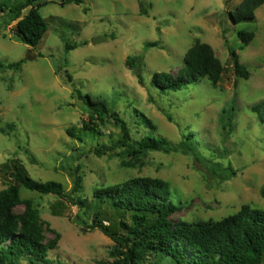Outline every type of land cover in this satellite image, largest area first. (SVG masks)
Masks as SVG:
<instances>
[{
    "label": "rangeland",
    "instance_id": "rangeland-1",
    "mask_svg": "<svg viewBox=\"0 0 264 264\" xmlns=\"http://www.w3.org/2000/svg\"><path fill=\"white\" fill-rule=\"evenodd\" d=\"M22 1L0 0L8 6ZM38 1L47 2L40 13L48 31L36 49L15 34L16 22L8 11L0 16V65L24 61L19 69L0 68V167L7 163L10 176L16 159L33 180L59 182L71 193L79 165L82 189L74 197L87 201L83 207L21 188L22 199H31L40 212L45 239L54 237L46 224L61 235L58 248L48 254L52 264L111 260L114 242L79 223L101 209L105 225L118 224L116 211L93 194L131 178L170 183L172 200L180 206L174 222L219 221L244 205L264 209V124L251 109L264 101V5L254 20L234 23L229 13L242 0H83V5L65 6L60 0ZM240 31L254 33L243 49ZM196 42L209 44L225 67L218 87L205 78L179 92L154 87V73L180 74ZM67 43L75 49L67 52ZM147 44L154 45L147 49ZM229 50L238 53L251 73L249 80L236 76ZM134 56L144 57L138 70L127 64ZM66 74L71 82L64 79ZM76 88L106 99L127 123L133 141L153 134L179 145L192 134L201 161L181 152L131 156L126 147H114L122 133L110 120L100 124L99 138L82 133L91 111ZM224 109L233 111L231 130L223 127ZM69 128H76L84 140L70 137ZM103 147L114 150L97 155L95 150ZM206 160L232 166L235 176L220 180L207 169ZM9 176L0 173V191L12 184ZM23 210L20 206L15 212ZM126 220L131 223L129 215ZM145 264L174 263L151 255Z\"/></svg>",
    "mask_w": 264,
    "mask_h": 264
},
{
    "label": "trees",
    "instance_id": "trees-1",
    "mask_svg": "<svg viewBox=\"0 0 264 264\" xmlns=\"http://www.w3.org/2000/svg\"><path fill=\"white\" fill-rule=\"evenodd\" d=\"M61 5L74 3L83 5V0H60ZM47 2L38 0H24L14 6L0 2V16L8 11L13 22H16L15 34L27 46L36 49L41 44L48 31L47 21L42 17L40 10ZM264 0H242L229 15L234 23L244 20H254L255 12ZM142 6V5H141ZM29 9L26 15L24 12ZM88 11L87 9H85ZM146 15V12L143 11ZM238 37L242 42V49L254 39V33L240 31ZM154 44H147L150 48ZM75 49V46L66 44V51ZM236 76L249 80L251 73L239 59L234 50H229ZM144 57H129L127 64L130 69L138 70L142 67ZM24 61L0 65L1 69H19ZM225 72V67L216 56L213 48L206 43L196 42L186 53L184 68L177 77L167 72L154 73L152 85L162 93L179 92L188 89L191 85L207 79L217 88ZM139 80L142 81V76ZM67 82L71 77L66 74ZM75 93L91 111L90 118L83 123L82 133H89L99 138L103 134L100 124L113 121L121 129V140L114 147H126L129 155L141 156L149 151L164 153L181 152L193 156L201 161V154L197 148L193 135L185 137L179 145H173L166 138L153 134L144 136L139 141H133L127 123L102 97H93L82 94L79 89ZM252 111L264 124V101L252 106ZM227 118V121L225 119ZM172 120L170 117L168 118ZM141 124L153 130V124L145 118H140ZM223 127L232 129L233 111L223 110ZM2 132L4 130L2 129ZM67 134L83 141V135L78 134L76 128H69ZM114 148H99L97 155H105ZM35 164L37 161L27 149L25 151ZM13 172L8 175L9 165L0 167V173L9 176L13 181L7 188L0 191V264H21L26 259L29 264H52L48 258L50 251L58 248L61 235L46 224L54 237L46 240L43 222L39 210L31 199H22L21 188L41 195H54L60 199H68L79 207L87 204L75 193L81 192L82 176L79 174V165L75 166L74 187L68 193L64 186L56 181L40 182L33 180L23 166L13 159ZM207 169L220 180H229L235 176L232 166L226 168L220 164L206 160ZM94 198L102 205H110L119 216L118 224L105 225L101 209L93 216L79 223L89 231H101L114 242L110 252V261H99L96 264H145L151 255L159 260L168 259L174 264H264V209H255L244 205L241 209L219 221L174 222L171 218L180 206L172 200L170 183L158 178L136 177L125 182L103 187L94 191ZM23 206L22 213L15 210ZM130 216L131 223L126 220Z\"/></svg>",
    "mask_w": 264,
    "mask_h": 264
}]
</instances>
